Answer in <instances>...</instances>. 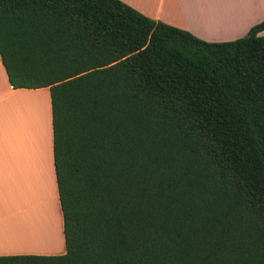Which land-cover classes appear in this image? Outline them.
<instances>
[{
  "label": "trees",
  "instance_id": "16d2710c",
  "mask_svg": "<svg viewBox=\"0 0 264 264\" xmlns=\"http://www.w3.org/2000/svg\"><path fill=\"white\" fill-rule=\"evenodd\" d=\"M264 18L205 41L121 0H0L12 88L46 87L60 254L264 264Z\"/></svg>",
  "mask_w": 264,
  "mask_h": 264
},
{
  "label": "crops",
  "instance_id": "0c3cea01",
  "mask_svg": "<svg viewBox=\"0 0 264 264\" xmlns=\"http://www.w3.org/2000/svg\"><path fill=\"white\" fill-rule=\"evenodd\" d=\"M121 1L154 20L187 30L205 41L241 37L264 18V0ZM40 91H45L43 96H39ZM36 179L43 188L39 195L32 191ZM18 194L20 208L15 211L11 207L15 208ZM47 194L51 209L57 213L55 224L46 217L50 211L44 208L41 213L40 210ZM19 216L28 217L34 232L40 236L39 242L44 240L42 246L48 249L23 250L24 247L42 248L41 244L35 247L22 243L19 244L25 246L9 245L8 239L12 236L21 237L23 223H16ZM63 251L62 219L52 163L48 90L46 87L12 88L0 61V255L60 254Z\"/></svg>",
  "mask_w": 264,
  "mask_h": 264
},
{
  "label": "rangeland",
  "instance_id": "374dc122",
  "mask_svg": "<svg viewBox=\"0 0 264 264\" xmlns=\"http://www.w3.org/2000/svg\"><path fill=\"white\" fill-rule=\"evenodd\" d=\"M260 22V21H259ZM258 23V22H257ZM253 26V25H252ZM249 30V29H248ZM248 30H246L244 33H243V35L242 36H244V35H247L248 33H250V32H248ZM261 35H264V30L260 33ZM44 92L45 91H40L39 92V96H43V94H44ZM41 185H40V182H39V180L38 179H36L34 182H33V189H32V191L34 192V193H36V194H40V193H42V190H43V188H41L40 187ZM42 190H41V189ZM19 197H20V195L18 194L17 196H16V206H15V208H12L11 207V209H15V211H18V208H20V200H19ZM42 200V199H41ZM44 201V200H43ZM47 202H48V205H47ZM45 204L43 205V207L42 208H40V210H41V213H43L44 212V208H46V211H50V213H49V216H48V214L46 215V217L49 219V221L52 219V222L55 224V216L57 215V213H56V211H54L53 209H51V201H50V195H48L47 194V196H46V202H44ZM8 210H9V208H7ZM49 209V210H48ZM13 211V210H12ZM17 213V212H16ZM54 213H55V215H54ZM31 218V217H30ZM16 223H18V224H22L23 223V228H24V226L25 225H30L31 226V221L28 219V217H24V216H19L18 217V219H17V221H16ZM19 226H21V225H19ZM32 227V226H31ZM22 228V229H23ZM33 228V227H32ZM58 230H59V226H58V223H57V221H56V232H58ZM21 236V235H20ZM35 237H36V239H35V242H38V243H36V244H29V245H33L34 247L37 245V244H41V247L42 248H40V247H37V248H26V247H24L23 248V250H28V251H35V250H32V249H38V250H36V251H44V250H46V249H48V248H46V246H45V248L42 246V244H43V242H44V240H42L41 242H39V240H41L40 239V236H39V234H37L36 235V233H35ZM16 238H19V237H16ZM11 239H14V237H11V238H9L8 239V241H11ZM20 240H22L21 239V237L19 238ZM57 240V238L56 237H54V241H56ZM46 241V240H45ZM9 245H11L12 246V244L10 243ZM14 246V245H13ZM16 246V245H15ZM19 246H25V245H19ZM28 246V245H27Z\"/></svg>",
  "mask_w": 264,
  "mask_h": 264
},
{
  "label": "bare ground",
  "instance_id": "6f19581e",
  "mask_svg": "<svg viewBox=\"0 0 264 264\" xmlns=\"http://www.w3.org/2000/svg\"><path fill=\"white\" fill-rule=\"evenodd\" d=\"M47 205H48V202H47ZM14 237V236H12ZM16 239V240H15ZM21 239L23 242H19L20 239L17 241V238H14V239H11V241L9 243H14V245H16L17 243H22V244H36L38 242H35V232L33 230V228L30 226V225H25L24 228L22 229V232H21ZM13 241V242H12ZM17 241V242H15ZM20 245V244H19Z\"/></svg>",
  "mask_w": 264,
  "mask_h": 264
},
{
  "label": "water",
  "instance_id": "95a60500",
  "mask_svg": "<svg viewBox=\"0 0 264 264\" xmlns=\"http://www.w3.org/2000/svg\"><path fill=\"white\" fill-rule=\"evenodd\" d=\"M249 35H250V33L247 34V36H249Z\"/></svg>",
  "mask_w": 264,
  "mask_h": 264
}]
</instances>
